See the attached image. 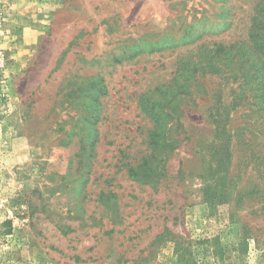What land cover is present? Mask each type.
Instances as JSON below:
<instances>
[{
    "label": "rangeland",
    "instance_id": "obj_1",
    "mask_svg": "<svg viewBox=\"0 0 264 264\" xmlns=\"http://www.w3.org/2000/svg\"><path fill=\"white\" fill-rule=\"evenodd\" d=\"M0 264H264V0H0Z\"/></svg>",
    "mask_w": 264,
    "mask_h": 264
},
{
    "label": "trees",
    "instance_id": "obj_2",
    "mask_svg": "<svg viewBox=\"0 0 264 264\" xmlns=\"http://www.w3.org/2000/svg\"><path fill=\"white\" fill-rule=\"evenodd\" d=\"M251 31V29H250ZM251 47H249L247 49L248 52L251 51ZM219 50V49H218ZM242 53V50L241 48L238 49V52H237V55H234L235 58H234V65H236L237 63H242V64H238V66L236 68H241L242 67V70L240 72V75L244 77V79L246 80V82H249L250 80H255L256 78L255 77H258L256 75V67L254 66V68H252L253 66L250 65H245L244 68H243V65L248 62V61H253V63H257V57H256V54L252 55L251 57H249L248 59H245L244 55H241ZM216 69V68H214ZM260 69V68H259ZM255 71V73H254ZM259 71V70H258ZM158 128L156 125H154L152 127V129L150 130V133L154 132V131H157ZM150 144H154V145H164V146H172V143L170 142L171 140H169L170 138L167 136V134H161L158 136L159 138L158 139H155V135L154 134H150Z\"/></svg>",
    "mask_w": 264,
    "mask_h": 264
}]
</instances>
